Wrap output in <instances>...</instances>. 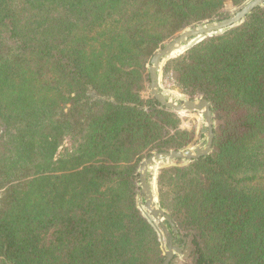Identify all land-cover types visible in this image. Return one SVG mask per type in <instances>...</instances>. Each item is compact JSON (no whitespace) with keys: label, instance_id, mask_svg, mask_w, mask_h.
<instances>
[{"label":"trees","instance_id":"trees-1","mask_svg":"<svg viewBox=\"0 0 264 264\" xmlns=\"http://www.w3.org/2000/svg\"><path fill=\"white\" fill-rule=\"evenodd\" d=\"M248 1L0 0V264L163 263L139 169L203 134L152 96L151 59ZM170 77L215 119L210 154L158 171L187 238L171 264H264V6L174 56Z\"/></svg>","mask_w":264,"mask_h":264},{"label":"water","instance_id":"water-1","mask_svg":"<svg viewBox=\"0 0 264 264\" xmlns=\"http://www.w3.org/2000/svg\"><path fill=\"white\" fill-rule=\"evenodd\" d=\"M263 6L264 0H249L236 12L231 13L228 18L219 21L199 23L189 27L159 49L151 59L149 73L152 96L161 106L174 110L178 114L200 113L205 123L202 129L203 138L199 144L187 150L153 153L144 159L139 169L140 194L143 196L145 202L144 205L140 203L139 206L144 216L155 227L159 234L162 249L165 254V259L162 264H171L176 254H183L187 238L180 234L170 215L158 205V171L161 168V164L164 166H171L174 164L175 160L189 163L203 156H207L212 151L215 138V119L211 102L206 98L189 99L178 92H169L165 90L162 85L164 66L174 56L182 54L199 41L240 24L255 9ZM173 95L175 97H172ZM154 167V179L151 183L148 175L150 170ZM168 224L171 226L174 234L169 230ZM175 241L177 242L175 243Z\"/></svg>","mask_w":264,"mask_h":264},{"label":"rangeland","instance_id":"rangeland-1","mask_svg":"<svg viewBox=\"0 0 264 264\" xmlns=\"http://www.w3.org/2000/svg\"><path fill=\"white\" fill-rule=\"evenodd\" d=\"M232 13H234V12H232ZM162 85H163L164 89L169 91V92L180 93L179 89L176 86V83L173 81V79L171 77L167 78V79L163 78L162 79ZM172 97H175V96L173 95ZM180 117L182 119V125H181L182 129H184V130L196 129L198 132H202V129L204 128L205 123L203 120V116L200 113H198V112L183 113V114H180ZM202 134H203V132H202ZM162 166H164V165L161 164V167ZM154 171H155V167L152 168L149 172V174H151V173L153 174V179H154ZM148 178H149V181L152 183L153 181H151V178L149 177V175H148Z\"/></svg>","mask_w":264,"mask_h":264}]
</instances>
